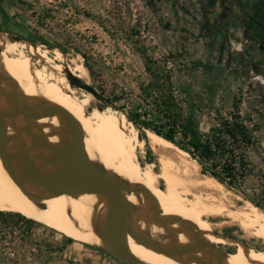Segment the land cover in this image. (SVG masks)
Here are the masks:
<instances>
[{"label": "rangeland", "instance_id": "1", "mask_svg": "<svg viewBox=\"0 0 264 264\" xmlns=\"http://www.w3.org/2000/svg\"><path fill=\"white\" fill-rule=\"evenodd\" d=\"M226 1L228 7L234 8L239 2L249 11L253 0ZM208 7L205 0H0V31L20 34L27 44L20 46L34 61L46 56L62 68L84 66L85 73L78 78L97 92L110 91L112 84L133 89L147 81L143 53L158 59L180 55L169 66L177 72V85L191 92L192 106L185 105V111L193 113L201 131L214 125L218 115L233 111V98L240 101V113L250 119L247 124L258 141L247 151L252 171L241 191L264 206V73L254 66H241L225 48H219V19L207 12ZM260 10L264 13V4H260ZM225 35L234 50L240 46L238 28L232 27ZM40 38L48 46L32 41ZM67 69L58 72L65 75ZM72 87L77 104L88 99L87 111L92 105L100 106L101 102L83 87ZM134 129L145 139L144 132ZM170 150L178 153L172 147ZM146 154L151 160L147 146ZM229 191L235 204L251 203L240 192ZM3 212L0 264H123L91 244L72 238L68 242V237L53 228ZM205 219L213 232L254 251L264 250L260 239L244 236L228 219ZM214 245L228 256L243 255L238 246Z\"/></svg>", "mask_w": 264, "mask_h": 264}, {"label": "bare ground", "instance_id": "2", "mask_svg": "<svg viewBox=\"0 0 264 264\" xmlns=\"http://www.w3.org/2000/svg\"><path fill=\"white\" fill-rule=\"evenodd\" d=\"M20 45L27 44L0 34V102L14 103L71 134L77 146L110 174L123 198L139 199L185 217L199 232L192 239L191 249L197 250L204 263L217 260L225 264H264V250L254 251L227 237L210 235L212 230L205 219L226 218L244 236L264 243V212L259 207L249 202L235 204L231 192L214 178L202 175L197 163L185 158L187 153L148 130L144 132L145 139L140 138L121 112L107 105L106 108L90 105L91 111H87L86 98L77 104L68 74L82 77L84 66L62 68L59 62L46 56L34 61ZM65 69L68 70L65 75L58 72ZM146 146L151 160H147ZM0 211L19 213L68 238L94 243L67 169L3 131H0ZM127 213L139 224L122 219L120 230L124 237L162 264H180L174 249V227L169 221H150L146 213L133 207ZM214 244L238 246L243 255L228 256Z\"/></svg>", "mask_w": 264, "mask_h": 264}, {"label": "trees", "instance_id": "3", "mask_svg": "<svg viewBox=\"0 0 264 264\" xmlns=\"http://www.w3.org/2000/svg\"><path fill=\"white\" fill-rule=\"evenodd\" d=\"M260 4H264V0H253L248 9L249 14L264 25V13L260 10ZM15 36L22 38L20 34ZM32 41L48 46L43 38ZM179 57L180 55L168 54L158 59L143 53L142 62L147 81L139 82L133 89L112 84L108 92L103 89L97 92L91 86L93 96L101 102V107L109 106L121 112L138 130H148L187 153L197 163L202 175L214 178L228 190L240 192L264 211L261 203L241 191L245 179L252 171L247 151L258 143L254 129L247 124L250 119L241 115L240 101L233 98V111L225 116L218 115L214 125L206 132L201 131L193 113L185 111V105L192 106L189 101L191 92L177 85V72L169 66L170 62ZM84 65L91 74V68L86 63ZM5 215L0 211V217ZM8 215L27 222L34 221L15 212ZM71 240L67 238L68 242Z\"/></svg>", "mask_w": 264, "mask_h": 264}, {"label": "water", "instance_id": "4", "mask_svg": "<svg viewBox=\"0 0 264 264\" xmlns=\"http://www.w3.org/2000/svg\"><path fill=\"white\" fill-rule=\"evenodd\" d=\"M1 33L15 38L19 44L25 42L12 34L0 31ZM68 78L70 84L81 86L92 95L94 94L92 87L83 83L78 77L68 74ZM0 131L16 136L54 164L67 169L70 184L96 249L123 264H162L145 254L122 234L120 230L122 219L126 218L132 223L139 224L127 213L128 208L133 207L141 213H146L150 221H169L172 224L174 249L178 253L180 264H225L217 260L204 263L197 256V250L191 249V242L199 232L182 215L159 209L139 199L123 198L118 184L110 174L79 148L76 139L63 129L32 116L14 103L0 102ZM209 234L224 237L213 231Z\"/></svg>", "mask_w": 264, "mask_h": 264}, {"label": "flooded vegetation", "instance_id": "5", "mask_svg": "<svg viewBox=\"0 0 264 264\" xmlns=\"http://www.w3.org/2000/svg\"><path fill=\"white\" fill-rule=\"evenodd\" d=\"M226 2V0H218L217 5L214 6V1L211 0L207 10L213 12L215 19H219L217 23L221 38L219 48H225L241 66H254L264 73V25L254 19L249 11L244 10L239 2L234 8L228 7ZM232 27L241 31L240 46L235 50L227 44L225 37Z\"/></svg>", "mask_w": 264, "mask_h": 264}, {"label": "crops", "instance_id": "6", "mask_svg": "<svg viewBox=\"0 0 264 264\" xmlns=\"http://www.w3.org/2000/svg\"><path fill=\"white\" fill-rule=\"evenodd\" d=\"M206 2H211V0H205ZM214 1V6H216L217 5V3H218V0H213ZM213 6V5H212Z\"/></svg>", "mask_w": 264, "mask_h": 264}]
</instances>
